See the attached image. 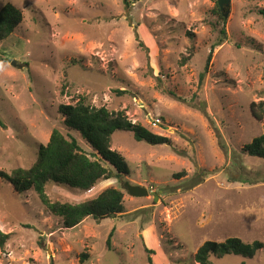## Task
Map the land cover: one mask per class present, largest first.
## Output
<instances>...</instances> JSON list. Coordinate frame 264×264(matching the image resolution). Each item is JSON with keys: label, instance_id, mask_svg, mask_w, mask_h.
Listing matches in <instances>:
<instances>
[{"label": "rangeland", "instance_id": "rangeland-1", "mask_svg": "<svg viewBox=\"0 0 264 264\" xmlns=\"http://www.w3.org/2000/svg\"><path fill=\"white\" fill-rule=\"evenodd\" d=\"M8 2L23 21L0 41V169L30 168L55 128L100 156L58 109L82 97L169 141L117 130L111 147L128 174L104 161L114 175L89 190L49 181L53 201L79 203L109 187L124 194L122 212L71 228L35 190L0 179V230L9 236L0 264H199L208 240L264 244V157L244 151L264 133V114L252 109L264 103V0H230L224 20L218 0H129L128 8L124 0H0V9ZM126 182L149 194H129ZM211 259L264 264V246L252 258Z\"/></svg>", "mask_w": 264, "mask_h": 264}, {"label": "trees", "instance_id": "trees-1", "mask_svg": "<svg viewBox=\"0 0 264 264\" xmlns=\"http://www.w3.org/2000/svg\"><path fill=\"white\" fill-rule=\"evenodd\" d=\"M124 1L128 8L129 0ZM260 13L264 15V8L260 10ZM218 14L223 20L225 19L221 8ZM22 21L23 12L12 3H6L0 9V41L11 36ZM226 36V28L222 27L219 30L217 44L222 43ZM211 55L212 52L208 55L207 63H209ZM202 77H204V73L200 78L202 79ZM117 92L123 93V90ZM170 94L175 96L172 91ZM58 109L65 117L66 126L71 130L79 131L100 156H97L96 153L89 155L75 136H66L55 128L48 143L40 146L38 159L30 168L19 167L9 171L0 169V179L12 183L19 192L35 190L47 210L60 217L66 228L76 226L87 217L101 219L122 212L124 194L116 187L106 188L93 199L71 203L51 200L46 193V185L49 181H53L67 184L73 188L89 190L98 180L114 175V170L105 166L104 161L109 162L117 173L128 174L130 168L127 159L121 152L111 147L112 135L117 130L131 131L137 140L155 144L166 143L169 139L154 133L140 123H133L124 110H110L105 106L96 107L83 97L75 104L62 103ZM252 109L257 118H262L264 103L260 106L261 113ZM0 125L5 126L1 118ZM244 151L252 156L264 157V133L255 137L251 143L246 144ZM176 175L181 176L183 173ZM114 230H111L107 239L108 249L111 248ZM8 238L9 236L0 230L1 247H5ZM263 246L261 241L247 243L239 237H229L222 242L208 240L198 248L195 260L199 264H214L211 259L212 255L224 257L231 254L252 258ZM87 257L88 254L83 253L81 260L85 261ZM241 264H246V261H242Z\"/></svg>", "mask_w": 264, "mask_h": 264}, {"label": "water", "instance_id": "water-1", "mask_svg": "<svg viewBox=\"0 0 264 264\" xmlns=\"http://www.w3.org/2000/svg\"><path fill=\"white\" fill-rule=\"evenodd\" d=\"M230 0H218L219 6L221 10H223L224 6L228 4ZM224 16L228 17V12H224ZM125 188L128 191L129 194L137 197H143L147 196L149 194V190L147 187L131 184L129 182L125 183ZM156 199H158V196L156 195Z\"/></svg>", "mask_w": 264, "mask_h": 264}, {"label": "built area", "instance_id": "built-area-1", "mask_svg": "<svg viewBox=\"0 0 264 264\" xmlns=\"http://www.w3.org/2000/svg\"><path fill=\"white\" fill-rule=\"evenodd\" d=\"M154 124H156V123H154Z\"/></svg>", "mask_w": 264, "mask_h": 264}]
</instances>
